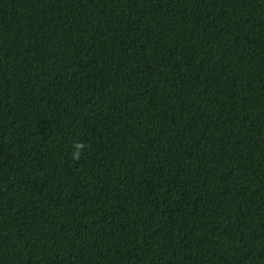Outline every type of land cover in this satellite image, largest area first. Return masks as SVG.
<instances>
[{"label": "trees", "instance_id": "1", "mask_svg": "<svg viewBox=\"0 0 264 264\" xmlns=\"http://www.w3.org/2000/svg\"><path fill=\"white\" fill-rule=\"evenodd\" d=\"M0 264H264V0H0Z\"/></svg>", "mask_w": 264, "mask_h": 264}]
</instances>
